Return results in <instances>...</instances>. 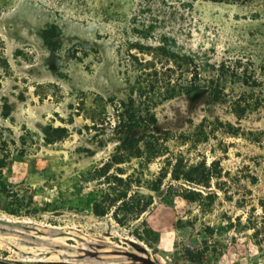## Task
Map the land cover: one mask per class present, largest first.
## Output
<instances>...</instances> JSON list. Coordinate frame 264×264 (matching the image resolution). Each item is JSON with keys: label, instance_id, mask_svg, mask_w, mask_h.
<instances>
[{"label": "rangeland", "instance_id": "374dc122", "mask_svg": "<svg viewBox=\"0 0 264 264\" xmlns=\"http://www.w3.org/2000/svg\"><path fill=\"white\" fill-rule=\"evenodd\" d=\"M0 1V158L8 154L0 177L38 210L12 216L0 196V264H264L253 230L264 218V0H101L118 14L109 23L38 0ZM132 22L154 31L148 39L129 31V41L165 45L187 59L193 80L223 64L235 72L218 102L204 90L157 110L160 156L127 158L110 173L130 177V195L149 203L119 224L116 209L100 218L94 205L109 189L98 171L125 138L115 107L137 77L120 54ZM52 25L57 51L41 35ZM169 161L215 164L222 178L212 180L211 209L181 197L188 187L165 174ZM156 184L173 194L157 198ZM187 251L204 259L192 263Z\"/></svg>", "mask_w": 264, "mask_h": 264}, {"label": "trees", "instance_id": "16d2710c", "mask_svg": "<svg viewBox=\"0 0 264 264\" xmlns=\"http://www.w3.org/2000/svg\"><path fill=\"white\" fill-rule=\"evenodd\" d=\"M49 4L52 9L56 11L72 10L75 17L78 19L98 20L103 23H109L118 16L112 10L113 3L105 4L101 0H38ZM6 2V1H3ZM1 6L0 1V9ZM123 33V44L120 48V54L124 58L122 62L126 66V70L134 71L137 77L131 96L127 102H120L118 107H115L117 127L116 129L121 133H125V138L122 139L120 145L116 148L115 155L106 163L99 171L98 178L104 179L108 186V192L103 194L101 200L94 205V214L97 217L104 218L116 209L114 219L121 224L127 221L128 216L137 214H144L149 206V203L142 199L132 197L130 191L132 190L133 180L130 177L119 178L111 175L114 167L125 164L127 158L142 159L145 154L150 160L160 156L162 149L160 142L163 140L162 135L158 134L156 129L159 124L157 110L163 105L189 97L200 91L209 90L215 102L219 101V95L226 91L227 85L224 81L226 73L230 74L231 68L223 64L218 69H215L216 74L206 80L196 81L192 79L189 62L185 58H179L177 55L168 50L165 45L159 47L144 46L139 42H131L128 40L129 31L138 34L142 39L151 37L154 26H143L142 28L133 27L132 24L125 23ZM136 24V23H135ZM128 25V26H127ZM132 25V28H131ZM42 38L47 47L53 51L61 48L60 37L61 31L57 25H52L42 32ZM146 56H152L150 60ZM177 66L181 72L176 77ZM179 63V65H178ZM235 71L231 73L234 74ZM243 86H249L247 81L242 82ZM112 102H115L114 100ZM139 134V135H135ZM143 146V147H142ZM144 149L147 152H144ZM8 161V154H4L0 158V171L6 168ZM166 168L163 169L165 174L170 175L172 181L187 186L181 193V197L192 204H198L204 211L211 209L215 204L217 196L211 193L212 180L220 179L221 172L215 173L212 163L211 167L207 166L206 162H201L196 165L187 167L182 161H178L174 165L169 161ZM117 172H122L117 169ZM123 173H120L122 175ZM173 186L169 189H161L159 185L153 186L157 198L163 199L166 196H171L173 193ZM0 196L9 201V214L18 216L25 213L26 216L36 215L37 209H30L31 206H25V203H19V199H14L13 194L7 190L5 183L0 177ZM30 204L33 203L30 199ZM118 211H122L125 217L120 218ZM255 230V237L262 238L264 242V218L257 225L253 227ZM150 231L146 229L145 234ZM205 252L187 251V259L192 263H200L204 259Z\"/></svg>", "mask_w": 264, "mask_h": 264}]
</instances>
